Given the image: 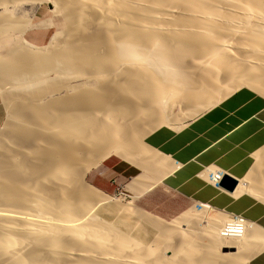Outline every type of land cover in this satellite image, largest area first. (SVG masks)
<instances>
[{"label":"bare ground","instance_id":"1","mask_svg":"<svg viewBox=\"0 0 264 264\" xmlns=\"http://www.w3.org/2000/svg\"><path fill=\"white\" fill-rule=\"evenodd\" d=\"M19 3L32 1L0 0V29L23 26L7 14ZM53 7L64 29L51 44L0 56V85L8 57L7 100L17 108L0 141V264H243L258 253L264 236L255 225L205 205L166 222L89 184L75 187L114 155L141 169L130 184L138 195L169 163L144 144L147 134L180 130L240 88L264 98V0ZM261 157L234 195L264 205V150ZM99 209L131 221L120 229Z\"/></svg>","mask_w":264,"mask_h":264},{"label":"crops","instance_id":"2","mask_svg":"<svg viewBox=\"0 0 264 264\" xmlns=\"http://www.w3.org/2000/svg\"><path fill=\"white\" fill-rule=\"evenodd\" d=\"M153 131L144 137V144L169 161L167 168L160 167L159 172L163 173V177L157 185L160 184L163 190L183 201L207 205L233 219L240 217L255 225L264 236L263 203L248 194L234 195L238 181L243 180L253 166L254 155L264 148L263 97L249 89L240 88L215 107L186 123L180 130L161 126ZM108 158L104 159H107L106 163L114 162ZM110 169L121 179L127 175V169L122 163L113 164ZM217 174L236 180L234 190L229 192L210 179V176ZM128 186L135 199L154 187H148L137 195L130 184ZM258 241L261 246L257 243L259 252L243 264H264V243Z\"/></svg>","mask_w":264,"mask_h":264},{"label":"rangeland","instance_id":"3","mask_svg":"<svg viewBox=\"0 0 264 264\" xmlns=\"http://www.w3.org/2000/svg\"><path fill=\"white\" fill-rule=\"evenodd\" d=\"M31 1H32V4L29 3V4H31L30 6L26 5L28 3H26V4L24 3L23 5L21 3H19L17 7L13 6L14 11H12L13 10L11 7L12 5H10V8L12 10L8 7V11L11 13H7V14L9 16H11L12 18H16V20H20L18 22L20 23V25H23V26L21 27L18 25L20 28L17 26L16 27L17 30L15 29V27H13L15 29L14 32H13L14 29H12V30L6 29L5 31L0 29V56L9 55L16 48L23 47V49H25V48L27 49V46H29L28 44H31L32 47H34V45H36L38 47L46 45V43L49 40L51 41V39L54 37L53 36L54 34H57V37H58V34L63 31L64 25L62 22V17L59 13L54 12V7H53L54 0H40L41 2L38 0H30V2ZM15 5H17V4H15ZM32 6H34V7H32ZM21 11H23V12H21ZM26 27H27V29H26ZM1 28H3V27H1ZM21 29H24V30H23V32L20 33L19 31ZM56 38H53V40H55ZM49 42H48V44H51V42L50 43ZM18 46H20V47H18ZM24 46H25V48H24ZM23 49L21 48V50H23ZM7 61L9 62L10 58L7 57V59L3 62L5 66H7L6 65L8 63ZM5 66H3L4 68L1 67L2 68L1 69L2 70L1 71L2 72L1 77L3 80V84L5 86L2 85L3 86L2 87L0 85V141H2V135L6 131V125L8 124V122H10L12 118L14 119L15 122L17 120L15 117H13V114H12L13 111L17 108L15 107V105H11V102L9 105L8 100H7V95L10 93L7 90L8 86L5 83L6 81H4L5 80L4 79L5 78L4 70L6 69ZM5 92H7V93H5ZM9 106H11V108ZM175 113H176V107L172 108V115ZM263 150H264V148L254 155V164L252 167H254L258 164L260 165V163H261L260 158H262L261 153L263 152ZM108 157H109L108 159L113 160L114 162L106 163L105 161L107 159L106 160H104V159L107 158V156L105 158H103L102 160H104V161L100 165H98L95 168L92 167L91 169H89L85 173L81 184L76 185L75 189L79 190L83 186L88 187V184H89L92 187H94L95 189L100 190L102 193L106 194V195H103V194L102 195L109 202L115 201L118 203L120 202L121 204H125V203L132 201L136 208L140 207V208L144 209L145 212L146 211H147V213L149 212L148 214L151 213L150 215L154 214L153 216H155V215L160 216V217L164 218V221L167 220L166 222H169L170 220H168V219L174 217L175 215H177L178 213H180L183 210H186L188 208H189L188 210H190L192 208H198V207H196V205L189 203V202H186V201H183L180 198L176 197L175 195L163 190L160 187V184H158V185L156 184L160 181L156 182L155 183L156 185L154 184L155 186L152 185L154 187L152 188L151 191H149L148 193L142 194L141 196H139L138 198L135 199L133 191L131 189H129L128 185L132 184L133 179L140 175L141 169L139 168L140 169L139 170L136 167H134L133 165L125 163L123 160H121V158H117L114 155H108ZM116 163H122L124 165V167L127 169V175L123 179L115 176L111 172V169H110L111 166L113 164H116ZM151 176L152 175H151L150 171H148L147 174H143L142 178L146 179V178H150ZM105 186H108V188L105 189ZM91 190L95 191L93 188H91ZM96 192H98V191H96ZM98 194H101V193L98 192ZM140 208H138V209H140ZM142 209H140V210L143 211ZM200 211L202 212V210H200ZM209 211L212 213H215L217 215L224 216V214H222L221 212L218 213V211H216L214 209L209 208ZM197 214H199V212ZM98 215H99V217H101L105 221L112 222L114 225H116L120 229H123V227H122L123 222L126 221L129 223L131 221L130 219H126L124 215H121V214L120 215H114V214L112 215L111 213L103 212L102 209H99ZM225 216H227V215H225ZM227 217H229V216H227ZM22 245H25V242L23 243V241H22L20 246H16L17 248L14 247V248H12V250L13 251L17 250V251H19L17 253L20 254V251L23 248ZM18 249H20V250H18ZM230 251H232V249H230ZM256 253L257 252L249 253V255H246L245 257L246 258L248 257V259H249L251 256H253Z\"/></svg>","mask_w":264,"mask_h":264},{"label":"water","instance_id":"4","mask_svg":"<svg viewBox=\"0 0 264 264\" xmlns=\"http://www.w3.org/2000/svg\"><path fill=\"white\" fill-rule=\"evenodd\" d=\"M218 185L228 190L229 192H231L237 186V181L234 179H231L228 176H222L220 181L218 182Z\"/></svg>","mask_w":264,"mask_h":264},{"label":"built area","instance_id":"5","mask_svg":"<svg viewBox=\"0 0 264 264\" xmlns=\"http://www.w3.org/2000/svg\"><path fill=\"white\" fill-rule=\"evenodd\" d=\"M221 177H222V175H216V176H210V179H213L214 181H215V183L217 184L219 181H220V179H221ZM198 207H200L202 204H196ZM204 206V205H203ZM205 206H207V205H205ZM208 207V206H207ZM235 219H239L240 221L241 220H243L242 218H240V217H234Z\"/></svg>","mask_w":264,"mask_h":264}]
</instances>
